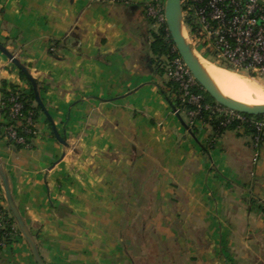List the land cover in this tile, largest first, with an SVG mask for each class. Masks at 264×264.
Listing matches in <instances>:
<instances>
[{
	"label": "crops",
	"instance_id": "1",
	"mask_svg": "<svg viewBox=\"0 0 264 264\" xmlns=\"http://www.w3.org/2000/svg\"><path fill=\"white\" fill-rule=\"evenodd\" d=\"M149 1L0 0V44L43 106L31 146L15 150L0 129L15 204L45 264H143L147 238L165 264H264V140L227 130L211 143L208 124L192 131L175 113ZM3 81L30 88L0 51V100ZM136 219L154 230L136 237ZM0 264H36L20 232Z\"/></svg>",
	"mask_w": 264,
	"mask_h": 264
},
{
	"label": "built area",
	"instance_id": "2",
	"mask_svg": "<svg viewBox=\"0 0 264 264\" xmlns=\"http://www.w3.org/2000/svg\"><path fill=\"white\" fill-rule=\"evenodd\" d=\"M180 3L187 37L202 59L251 79H264V0H180ZM147 15L156 20V25L165 22L164 1H149ZM172 51L177 53L175 46ZM166 62L165 77L177 88L173 99L191 106L188 114L193 124L202 109L221 113L227 121L243 119L241 113L218 103L203 104L202 94L196 91L203 88L178 53ZM20 107L16 103L11 113L19 114ZM249 123L256 130L253 144L258 148L264 133V114ZM9 136L14 138L15 131L9 130ZM0 206L5 207L1 193ZM3 223L0 218V227Z\"/></svg>",
	"mask_w": 264,
	"mask_h": 264
},
{
	"label": "trees",
	"instance_id": "3",
	"mask_svg": "<svg viewBox=\"0 0 264 264\" xmlns=\"http://www.w3.org/2000/svg\"><path fill=\"white\" fill-rule=\"evenodd\" d=\"M145 13L150 22L153 25H156V20L151 16L147 15V4L145 5ZM152 42H151V50L155 55V64L159 73L165 75V65L167 60H171L174 58L177 53L172 51L174 43L170 37V34L167 30V26L165 22H162L156 26L151 33ZM27 70V69H26ZM27 73L28 70H27ZM20 74L23 78H25L30 86L29 91L25 92L20 90L17 86L12 83H7L6 81L2 82V98L0 100V113L4 116L5 122L0 124V129L5 130V136L8 138V142L15 150H19L21 148H25L27 146H31L32 139L34 138L36 132V121L38 113L42 110V106L38 103L34 88L32 83L27 77V74L20 70ZM35 82L37 91L39 93L38 82L33 79ZM166 87H168V92L174 94L176 93V84L171 81H166ZM198 93H201L203 96V104L214 105L216 102L210 95L205 92L203 89H197ZM165 97L169 100L171 106L174 111L178 110L177 114L184 112L188 121L187 125L194 130L193 118L192 120L189 117V111L192 109L191 106L186 104H181L177 99H169V95L167 92H163ZM16 103L20 104L21 107L19 109V114L13 115L10 111L12 106ZM243 119H231L226 120V118L217 112H213L212 110L202 109L199 116L194 117L199 121L206 123L210 126L212 130L211 135V143L213 140L222 134L224 131H236L238 134L242 131V134L248 135L251 138V142L254 143V138L256 136L255 128L249 123L251 119H258L261 117L248 115L241 113ZM222 122H225L222 124ZM9 130L15 131V137L9 136ZM194 133V132H193ZM264 140V133L261 134L259 145L262 144ZM10 211L6 207L0 206V218L4 222L2 227H0V249L11 242L12 236L15 232L19 233V230L14 222V219L11 215H9ZM160 245V244H159ZM156 248L150 250L149 254L143 255L140 258V261H146L148 263L145 264H165L166 254L160 255L156 254ZM168 257V256H167ZM171 262V258H169ZM151 261V262H150ZM150 262V263H149Z\"/></svg>",
	"mask_w": 264,
	"mask_h": 264
},
{
	"label": "water",
	"instance_id": "4",
	"mask_svg": "<svg viewBox=\"0 0 264 264\" xmlns=\"http://www.w3.org/2000/svg\"><path fill=\"white\" fill-rule=\"evenodd\" d=\"M164 16H165V24L167 26V30L170 34L172 42L181 56L183 62L190 70L192 76L196 80V82L207 92L213 100L232 110H235L239 113H244L248 115L259 116L264 114V104H244L237 100H234L228 96H225L218 87L215 85L213 80L207 74L203 66L199 62V55L195 51L191 42L189 41L183 19L181 13V3L180 0H165L164 2ZM0 51L5 54L13 64H15L20 70L27 74L28 79L33 85L34 92L37 98L38 103L42 106L41 100L39 98V93L37 91L35 82L33 78L27 73L25 66L19 63V61L2 45L0 44ZM201 58V57H200ZM43 109V106H42ZM55 136L58 140L63 141L59 135L55 132ZM0 189L2 192V196L5 200L7 209L10 211L11 216L14 219V222L21 234L24 238L34 261L36 264H45L39 251L37 248V244L33 234L31 233L29 227L27 226L25 220L23 219L18 207L15 204L13 199L8 174L5 169V166L0 158Z\"/></svg>",
	"mask_w": 264,
	"mask_h": 264
},
{
	"label": "bare ground",
	"instance_id": "5",
	"mask_svg": "<svg viewBox=\"0 0 264 264\" xmlns=\"http://www.w3.org/2000/svg\"><path fill=\"white\" fill-rule=\"evenodd\" d=\"M198 58L207 74L225 96L244 104H264V94L258 85L240 77L236 73L213 67L215 65H211L206 60L200 58V56Z\"/></svg>",
	"mask_w": 264,
	"mask_h": 264
},
{
	"label": "rangeland",
	"instance_id": "6",
	"mask_svg": "<svg viewBox=\"0 0 264 264\" xmlns=\"http://www.w3.org/2000/svg\"><path fill=\"white\" fill-rule=\"evenodd\" d=\"M160 1H164L165 2V0H160ZM155 26H157V25H155ZM212 65V64H211ZM215 65V64H214ZM213 67H216L217 69H222V70H228V71H230V72H233V73H236L237 75H240V77H243L244 79H248V80H250L251 82H253L254 84H256V85H258V87H259V89L261 90V92L264 94V79H251V78H248V77H246V76H243V75H241V74H239V73H237V72H235V71H232V70H229V69H225V68H222V67H219V66H213ZM147 184H148V190H142V192L141 193H143L144 192V195H143V200H144V202L146 203L147 202V205H150L152 202H153V195H152V191H150V189H151V186H152V179L151 178H149V180H148V182H147ZM136 187H137V184H136ZM131 192H139V190H136L135 188L134 189H131ZM4 205H5V207L7 208V206H6V204L4 203ZM155 208L153 207V206H150V207H147V208H145V211L144 212H142V214L143 215H146V216H148V215H150L151 213H152V210H154ZM11 214V213H10ZM139 214V213H138ZM139 216V215H138ZM139 219V218H138ZM155 224H148V223H145V224H142V223H140V221L139 220H135V221H132V225H131V227H130V229H131V231L132 232H134V233H136L135 235H136V237L138 236V230H149V231H151V230H154V226ZM142 226H144V228H142ZM134 240V239H133ZM144 241L145 242H148V247H152L153 248V245H150V244H153V239L152 238H150V239H148L147 238V240L146 239H144ZM151 262V261H150ZM149 262V263H150ZM142 263L143 264H145V263H148V262H146V261H142Z\"/></svg>",
	"mask_w": 264,
	"mask_h": 264
}]
</instances>
